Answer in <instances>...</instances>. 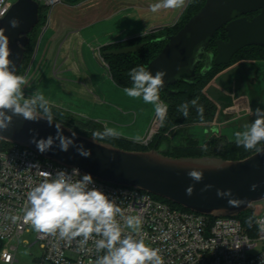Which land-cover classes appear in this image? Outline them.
I'll return each instance as SVG.
<instances>
[{"label":"water","instance_id":"obj_1","mask_svg":"<svg viewBox=\"0 0 264 264\" xmlns=\"http://www.w3.org/2000/svg\"><path fill=\"white\" fill-rule=\"evenodd\" d=\"M38 12L37 0H16L0 18V28L6 29L5 35L9 37L12 53L10 59L14 62L15 72L21 65L29 43L28 34L39 21ZM252 12L257 13L248 18L246 14ZM12 18L20 21L18 28L10 26L9 21ZM222 27L226 31L227 39L215 40L216 53L212 56L206 52V47L215 32ZM158 28L160 27L151 30ZM166 40L157 55L145 65L153 74L158 70L166 72L162 89H167L178 79L189 81L195 77V69L200 62L204 64L200 70L203 74L210 69L211 64H227L243 47H264V0H205L200 9L176 33L167 36ZM141 46L143 43L104 51L102 54H126ZM234 115V111L228 110L224 113V120L227 121ZM54 122L61 125L65 136H71L74 130L61 122ZM201 127L207 134L213 133L214 127L219 129L212 124H203ZM75 133V144H82L85 149H90V157L80 156L76 147H70L67 152L61 151L58 147L59 141H56L49 151L41 153L32 143L33 137L39 140L56 135L55 126H49L43 119L32 122L14 116L10 127L6 131H0V135L5 137L1 140L27 147L56 163L78 168L82 174H91L94 179L100 181L138 188L194 212L234 216L252 210L254 203L264 199V151H255L244 158L234 160L207 157L175 158L163 155L154 148L126 150L108 142L98 141L106 145V148L94 143L91 136ZM190 168L204 172L203 181L195 183L191 197L185 194V189L194 183L187 176ZM205 184H212L213 188L202 193L201 189ZM252 185L257 186L255 190H252ZM217 189H231L235 198L249 203L230 207L226 198L217 197Z\"/></svg>","mask_w":264,"mask_h":264},{"label":"clouds","instance_id":"obj_2","mask_svg":"<svg viewBox=\"0 0 264 264\" xmlns=\"http://www.w3.org/2000/svg\"><path fill=\"white\" fill-rule=\"evenodd\" d=\"M188 2L190 0H159L151 5L150 9L155 13L161 9L182 8ZM3 14L0 12V16ZM9 24L12 28H18L20 21L12 18ZM5 31L6 29L0 28V131H6L10 127L14 116L32 122L43 119L49 126H55L56 135L39 140L33 137L32 143L41 153L49 151L56 141H59L58 147L61 151L67 152L70 147H76L80 156L90 157V149H85L82 144H75L74 131L70 137L65 136L61 125L54 122L52 106L43 94L33 93L31 96H25L23 87L27 81L24 76L14 71V62L10 59V41ZM128 74L132 86L124 88L125 94L131 98H142L145 104L153 105L156 116L163 121L166 118L167 105L160 99V90L164 87L166 72L158 70L153 74L147 66H138L130 69ZM190 103L194 107L197 106L195 99ZM197 110L202 118V106ZM178 111L187 117L189 103L180 105ZM254 115L256 118L250 125L245 124L243 131L235 133V143L237 147H243L245 150L255 149L262 152L264 149L258 148L257 145L264 141V108L257 107ZM212 132L216 133L218 129L214 127ZM118 137L117 130L106 125L102 132L94 131L91 136L94 143L103 147L106 145L98 141ZM4 138L0 135V139ZM40 175L43 177L42 181L32 186L26 194L27 201L22 216L23 222L30 224L36 232L58 236L69 244L80 238L78 244L81 247L93 240L96 251L104 253L97 256L95 264H164L159 249L146 243V234L141 231L142 218L139 215H126L114 199L94 186L91 174H81L78 168H73L71 172L59 169L54 174L45 171ZM187 176L194 181L185 189V194L191 197L195 183L203 181L204 172L190 168ZM256 187L252 185V190ZM212 188V184H205L201 192ZM216 195L218 198H226L230 207L249 203L235 198L231 189H217ZM18 219L21 217H13L14 221ZM251 222L250 218L249 226ZM257 224L264 230V220H258ZM125 229L129 231L125 232ZM261 264H264V259Z\"/></svg>","mask_w":264,"mask_h":264},{"label":"rangeland","instance_id":"obj_3","mask_svg":"<svg viewBox=\"0 0 264 264\" xmlns=\"http://www.w3.org/2000/svg\"><path fill=\"white\" fill-rule=\"evenodd\" d=\"M192 1L190 0L182 8L161 9L155 13L151 11L150 6L158 3L159 0H77L64 1L59 6L48 8L46 18L37 26L34 35L36 44L31 47V56L23 69L18 72V75L23 76L31 67L25 77L27 81L23 87L25 96H31L33 93L43 94L54 107L80 108L86 111L88 116L97 115L103 120L104 127L106 125L116 129L119 137L140 141L143 146L151 149L150 144L159 134L164 120H159L157 128L148 131L146 136L148 144H143L142 139L155 113L154 106L145 104L142 98L133 100L130 97L131 100L125 102L123 97H128L125 92L113 89L107 77L106 63L101 56L100 45L122 41L154 27L169 25L178 19L180 14L182 15ZM76 32L77 39L82 40L83 43L81 47L83 60L98 82H96L97 90L93 92L89 85L84 91L85 86L81 84L79 89L84 92L70 95L59 79L60 75L57 71L62 62L56 49L60 45V39L64 40ZM77 48L76 45L75 54ZM237 58L238 56L227 65L216 69L203 88L205 99L215 106L213 121L216 117L222 118L227 110L239 106L247 107L250 112V104L255 108H264V60H237ZM74 75L72 71L66 73V77L70 79ZM94 95L101 96L106 102L95 101ZM161 101L167 105L166 101L162 99ZM202 124L191 126L187 133L182 131L178 135H170V144L184 145L189 139L200 144L204 143L207 138L204 129L200 126ZM228 130L226 127L221 129L232 138L233 135H230ZM165 149L166 145L162 143L160 150ZM263 209L264 199L254 203L252 214L256 218ZM34 239L33 231L21 237L15 252L16 260L11 264H32L40 254L38 243L32 244ZM22 240H26L27 243ZM0 264L6 263L0 261Z\"/></svg>","mask_w":264,"mask_h":264},{"label":"built area","instance_id":"obj_4","mask_svg":"<svg viewBox=\"0 0 264 264\" xmlns=\"http://www.w3.org/2000/svg\"><path fill=\"white\" fill-rule=\"evenodd\" d=\"M15 1L0 0V12L4 13L0 18ZM37 1L50 9L63 2ZM159 120L154 113L142 139L143 144H148L147 133L157 128ZM73 168L44 158L16 143L8 142L0 147L1 262L11 264L16 260L15 252L21 237L31 231L35 237L32 244L36 242L40 248V254L32 264H95L97 256L104 254L96 251L93 240L83 247L78 244L80 238L69 244L58 236L36 232L22 220L26 194L42 181L40 173L48 171L54 174L59 169L71 172ZM93 180L94 186L114 199L126 215L142 218L141 231L146 234V243L159 249L164 264H261L264 259V230L257 224L258 220H264V209L255 218V231L251 234L235 215L214 216L186 211L138 188ZM14 216L21 219L14 221ZM22 242L27 243L26 240Z\"/></svg>","mask_w":264,"mask_h":264},{"label":"trees","instance_id":"obj_5","mask_svg":"<svg viewBox=\"0 0 264 264\" xmlns=\"http://www.w3.org/2000/svg\"><path fill=\"white\" fill-rule=\"evenodd\" d=\"M64 2V0H63ZM205 0H193L180 14L179 18L169 25L161 26L158 29L150 30L141 35H137L122 41L112 42L101 46V56L106 63L107 70L111 77L113 83L120 87H131L132 82L129 77L130 69L138 66H145L151 59H153L157 53L162 49V47L167 42L166 37L174 34L178 31L180 27L194 14L200 7L204 4ZM48 6L39 3V21L33 30L28 34L29 43L26 46L24 56L19 66L16 74L23 69L28 58H30L31 47L33 48L36 44V39L34 37L37 26H39L42 21L46 18V12ZM257 12H252L246 14L248 18L254 16ZM222 39L226 40V31L222 27L218 29L213 37L210 39L206 52L215 55V40ZM143 43L139 49L129 52L126 54H112L106 53L102 54L104 51L123 48L127 46H133ZM238 56L237 60H264V47L258 45H251L243 47L238 50L230 59L234 60ZM228 62V63H229ZM227 63V64H228ZM225 64V65H227ZM225 65L216 66L211 64L210 69L201 74L200 70L204 66L202 62L199 63L195 69L196 76L191 78L189 81L178 79L175 83L169 85L167 89L160 90V99L166 101L167 103V114L164 119L159 134L151 142L150 148L158 150L161 154L170 157H193V158H215L223 160H234L244 158L251 153L255 152V149L245 150L243 147H237L235 139H229L225 135H220L217 133L206 134V141L204 143H198L195 140L189 139L184 145H171L169 141L170 135H178L180 132L183 133L191 128L193 125L200 123H210L214 119V104L206 100L203 94V88L207 84L212 73ZM195 99L197 101V106H192L191 101ZM185 102L189 103V114L184 117L178 107ZM52 106V105H51ZM202 106L203 113H198V107ZM52 112L56 121L63 123L64 125L70 127L75 132L85 135L92 136L94 131H103V127L90 119L77 118L71 112L64 110L63 108L52 106ZM103 142H108L114 146L126 149V150H147L149 147L143 146L137 141L126 139L123 137L109 138L102 140ZM166 145L165 150H160L161 144ZM8 142L0 139V147H4ZM258 148L264 147V141L257 145ZM153 197L165 201L176 208L189 211V209L182 207L181 205L175 204L167 199L153 195ZM239 218L243 226L251 233L254 234L255 216L252 214V210H247L235 215ZM251 218V226H249V219Z\"/></svg>","mask_w":264,"mask_h":264},{"label":"crops","instance_id":"obj_6","mask_svg":"<svg viewBox=\"0 0 264 264\" xmlns=\"http://www.w3.org/2000/svg\"><path fill=\"white\" fill-rule=\"evenodd\" d=\"M59 5H56V6H59ZM148 31H150V30H148ZM143 33H146V31ZM143 33H141V34H143ZM141 34H136L134 36L141 35ZM134 36H131V37H134ZM131 37H129V38H131ZM77 38L78 37H77V32H76V34L74 33L71 36L69 35L68 38H65L64 40L60 39V45L56 49V53H58V57L60 58V62H62L59 65L60 69L57 71L58 74L60 75L59 79H60L61 83L63 84V86L65 87L67 93H69L70 95L71 94H73V95L74 94H80V93L86 91L87 90L86 87L88 85L91 86V88L93 89L92 90V92H93V91L97 90L96 89L97 88L96 82H98L94 79L95 78L94 75H92V73L89 72V70L87 69V65L84 62L83 57L81 55V50H82L81 47H83V43H82V40L77 39ZM108 43H110V42H107L105 44H108ZM105 44L100 45V47L105 45ZM76 45L78 46V48L76 49L77 53L75 54ZM93 50L94 49H92V53L94 54ZM30 68L28 69L27 72L24 73V75H23L24 77H26L28 75ZM106 68H107V66H106ZM69 71H72L73 74H75L73 76V78H71V79L66 77V73H68ZM107 73H108L107 74L108 80L111 82L113 89L118 90L119 92H124L123 88H120L113 83V81L111 80V77L109 75L108 70H107ZM74 78H75V80H74ZM81 84H83L85 86V88L83 87L84 91L81 88L79 89V86ZM69 85H71V86H69ZM107 95H108V92L106 93V96ZM105 99H108V98L105 97ZM135 99L136 98H133V100H135ZM94 100L99 101L101 103L106 102V100H104V99L102 100L101 96H98V95L97 96L94 95ZM123 100L125 102H126V100L130 101L131 98L129 96L128 97L124 96ZM249 107L251 109V112L245 106H242V107L239 106L238 108L230 109V110L234 111L235 115L232 116L231 118H229L227 121L224 120V113H225L224 112L222 118L216 117V119L213 122L208 123V124L216 125L219 128L218 132H216V133L220 134V135L221 134L225 135L227 138H229L230 136L228 137L227 134H225V133H223V131H221V129L224 127L228 128L230 130V131L228 130V132H230V135L231 134L233 135L232 138L230 137L229 139H235V133L237 131H243L244 125L245 124L250 125L252 123V121L256 118L254 115L256 108L252 107L251 104ZM61 108H63L66 111L71 112L77 118L93 120V121L99 123L104 129V124L102 123L103 120L98 118L97 115L96 116H88L86 114V111L81 110L80 108H77V109L72 108V107H70V108L65 107L64 108V106H61ZM72 109H74V110H72ZM82 115H85V116H82ZM221 125H222V127H221ZM206 134L207 133H205V135ZM137 142H139V141H137Z\"/></svg>","mask_w":264,"mask_h":264}]
</instances>
